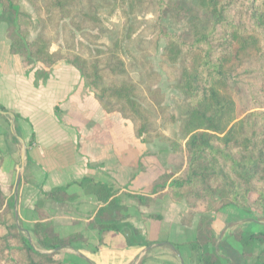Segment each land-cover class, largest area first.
<instances>
[{"label": "trees", "instance_id": "1", "mask_svg": "<svg viewBox=\"0 0 264 264\" xmlns=\"http://www.w3.org/2000/svg\"><path fill=\"white\" fill-rule=\"evenodd\" d=\"M19 1L33 10L38 30L32 40L34 18L21 10ZM0 10L8 24L10 54L21 57L25 65L40 67L35 86L45 83L56 65H71L104 114L128 120L145 144L168 145L179 169L157 177L152 194L185 201L187 220L200 212L196 238L185 244L195 264H225L214 248L211 216L227 208L264 216V0H0ZM117 10L125 24L121 37L104 50L96 49L90 61L79 56L77 36L83 42L99 39L105 29L103 16L111 17ZM139 16L151 19L138 20ZM167 18L185 21L186 30L169 32L162 24ZM136 34L139 54L134 57L130 47ZM160 40L164 47L158 68L167 76L178 72L176 87L186 104L178 139L163 135L161 122L167 118L175 124L176 119L166 114L159 118L160 103L148 96L159 82L149 57ZM59 41L62 48L53 51ZM137 67L139 78L133 81L128 68ZM0 110L5 112L1 106ZM73 183L90 186L101 204L93 220L99 241L120 232L125 216L119 212L125 209L117 192L87 178ZM69 185L46 196L61 202ZM4 206L0 190V264H71L60 259L59 250L78 236L61 239L39 224L31 231L33 246ZM105 211L112 214L109 222L103 220ZM234 238L241 248V261L235 264H247L255 243H264V232H238ZM252 264H264V250Z\"/></svg>", "mask_w": 264, "mask_h": 264}, {"label": "crops", "instance_id": "2", "mask_svg": "<svg viewBox=\"0 0 264 264\" xmlns=\"http://www.w3.org/2000/svg\"><path fill=\"white\" fill-rule=\"evenodd\" d=\"M1 14L0 190L17 228L32 245L31 231L39 224L61 239L78 236L59 250L60 259L71 264H195L185 244L196 238L200 212L187 220L185 201L152 194L157 177L179 169L168 145L145 144L128 120L104 114L71 65H56L46 82L35 86L40 67L10 54ZM84 178L117 192L125 209L119 212L125 216L121 231L102 242L93 224L101 204L90 186L73 183ZM67 184L63 201L46 196ZM111 218L105 211L104 222ZM211 218L214 248L225 264L241 261L236 233L264 232L251 227L261 224L259 217L232 208ZM263 250L255 249L246 263L255 262Z\"/></svg>", "mask_w": 264, "mask_h": 264}, {"label": "rangeland", "instance_id": "3", "mask_svg": "<svg viewBox=\"0 0 264 264\" xmlns=\"http://www.w3.org/2000/svg\"><path fill=\"white\" fill-rule=\"evenodd\" d=\"M19 2H20L19 5H20L21 10L31 14L32 17L34 18L33 24L31 25V28H30V34H29V40H32L34 39L37 33V30H38L35 24V17L33 15V10L25 1H19ZM187 5L191 6L190 3H187ZM192 9L194 10V7ZM103 19H104L105 29L101 34H99L98 36L99 39H91L90 42H85V41L83 42L82 39L79 38V36H77L78 44H76V53L88 61L91 60V58L93 57L95 53L94 51L96 49L104 50L109 46V44L113 40L120 38L121 32L125 26L119 10L115 11L111 17L107 18L103 16ZM142 19L150 20L151 17L150 16H146V17L139 16L138 17V20H142ZM162 24L164 27H166V29L169 32H172L175 34H180L184 32L187 27V24L185 21L174 22L168 18L165 19L162 22ZM92 33L95 34L96 32H92ZM137 35L138 34L134 36V41L130 47L131 54L134 57H137L139 54V50L137 47V43L139 42V40L137 39ZM150 38H151L150 36L144 37V39L146 40H149ZM163 47H164V41L160 40L158 42V47L156 51L149 57L150 63L153 65L155 71L159 75V82H157V84L150 90V91H154L152 95H149L147 93L148 90L146 89H145L146 91L143 90V92L145 94H148L150 101L152 103H155V104L157 102L160 103V107L163 112L162 113L159 112V118H162L163 114H166L168 115V117L173 116L176 119L175 124H170L166 122V119H167L166 118L165 121L161 122V125L163 124L164 128L162 130V133L165 137L170 138V139L171 138L178 139L179 138L178 127L181 124L180 115L186 109V104L183 101L182 94L179 92V90L176 87L178 83L177 80L179 78L178 72H174L170 76H167L165 73L161 72L158 68L159 57L162 53ZM61 48H62L61 42L59 41L53 45L52 50L58 51ZM137 70H138V67L136 69H133L132 71L128 68V71H129L128 78L133 81L138 80L139 76H138ZM142 85L145 88V86L147 85V82L143 80ZM161 109L159 110L161 111ZM255 215L256 217H259L261 224L251 225L252 229L255 231H264V216H261L259 214H255ZM33 246H35V244ZM257 248L264 249V243L256 242L254 249H257Z\"/></svg>", "mask_w": 264, "mask_h": 264}, {"label": "water", "instance_id": "4", "mask_svg": "<svg viewBox=\"0 0 264 264\" xmlns=\"http://www.w3.org/2000/svg\"><path fill=\"white\" fill-rule=\"evenodd\" d=\"M1 114H3V113L1 112Z\"/></svg>", "mask_w": 264, "mask_h": 264}]
</instances>
